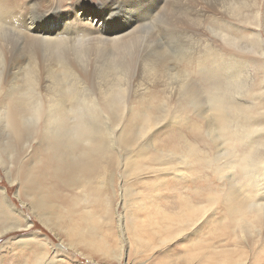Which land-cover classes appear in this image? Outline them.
<instances>
[{
	"label": "rangeland",
	"instance_id": "rangeland-1",
	"mask_svg": "<svg viewBox=\"0 0 264 264\" xmlns=\"http://www.w3.org/2000/svg\"><path fill=\"white\" fill-rule=\"evenodd\" d=\"M80 1L83 19L59 15V32L124 26L121 4ZM152 15L119 57L93 43L77 81L0 27L1 52L46 67L39 95L24 78L0 88V264H212L209 249L264 264V0H169ZM84 156L99 165L86 185L57 175Z\"/></svg>",
	"mask_w": 264,
	"mask_h": 264
},
{
	"label": "bare ground",
	"instance_id": "bare-ground-1",
	"mask_svg": "<svg viewBox=\"0 0 264 264\" xmlns=\"http://www.w3.org/2000/svg\"><path fill=\"white\" fill-rule=\"evenodd\" d=\"M58 1L59 0H25L24 4L23 3L19 4L17 0H0V27L4 31L8 29L18 34L21 38L24 39V42L28 43L29 45L44 46L46 50L51 51L53 57H51L52 59L50 60V63L47 66L61 67L64 70L63 77L73 79L74 81L78 80V76L75 74V72H78L77 67L79 68L80 71H83V67H84L83 62H86L85 60L89 58V47L92 46L93 43H95L98 47L114 48L117 51L116 56L120 55L127 48L128 42L134 45L135 37H136V41L137 39H139L137 36L133 37L134 34H132V32L135 31V29H139L138 23L144 19L146 20L153 19L154 18V16L152 15L153 11L161 5H163L164 7L165 4L169 2V0H163V1L156 0L154 2V6L153 7L150 6L151 8L150 10V8L145 9V5L142 3L134 4V0H98L99 4H101L102 2L105 3L112 2L114 4L115 3L121 4L122 6L126 7L124 9V12H122L123 18L124 19L126 18V20H122L124 26L120 27L117 30H113L110 33H107L110 34L109 37L106 36L104 37V35L107 34L102 31V23L101 24L95 23L97 27L96 30L94 31L90 29L88 31L84 27L79 28L73 22L63 23L60 27H63L64 25L69 26L66 32L76 29L83 33V35H80L81 36L80 38L79 37L73 38L71 36H62V34H67V33L59 32L60 31L59 27L56 26L55 24L58 23L57 18L59 15L70 14L72 18L74 17L76 19L82 20L83 19L82 16L85 13L84 11H86L87 8L85 9L84 7H81V3H85V2L80 0H77L75 2L70 1L68 5L69 10L64 11V13H60L58 10L59 9V6L57 4ZM22 6L24 7L23 9ZM21 11L23 12L21 13ZM93 11L96 12L102 19L105 16L104 10H102L103 12L100 9H94ZM76 12L78 13L77 15L74 14ZM42 15H45L46 17L47 15H50V18L48 20L44 19V21L40 22L39 24L37 18L38 16H42ZM70 20L71 19H69L68 21ZM47 21L49 23H52L53 25L50 24L48 26L49 23ZM67 46L73 48V53L71 55L73 57H76L75 58L76 61L77 60L79 61L76 62L77 66L75 64H71V63L69 64L67 61L64 62L63 60L64 58L62 56L64 55L65 48ZM77 46L82 47V49L80 50L76 49L75 47ZM3 50L4 52L0 51V88H2V86H7L8 89L10 88L12 89L10 83H13L18 78H24L25 81H29V83L25 82L27 84L25 86L27 87V93L30 91L29 95L26 93L27 97H32L30 96V94L39 95V91L42 90V77L45 74L44 69L46 68L39 61V57L43 55H38V53H34L32 51L33 54H29L24 58H20V55L17 50L8 49V48H3ZM25 59L27 60L26 65H24ZM120 67L125 70L128 69L130 65L129 63H123L120 64ZM121 68L118 69L123 71V69ZM122 73H123V78H125V71H123ZM24 93L25 92H23V94ZM116 93L118 95L119 94L121 95L124 93V91L119 89L116 91ZM121 99L123 100V98ZM33 100L35 101V97ZM219 106L220 108L223 109L221 105ZM118 110H121L123 114L124 112L123 108H119ZM30 112H32V114L37 117L40 114V108L38 107V104L32 105L30 107ZM4 116L7 119V121L10 122L12 128L16 129L17 126L15 121L16 120L15 112L5 111ZM218 117L221 118L222 116L220 115ZM94 152L99 154L97 151ZM80 161L81 162L77 166L76 164L71 163L73 166L72 169L70 167L68 170L63 171L62 169L59 168L57 170L55 169V171H57V175L59 177H65V178L68 177L71 178L73 175H75V173H78L80 176H83L82 179L85 180L84 184L86 185V179L94 175V172L97 171L99 165L96 162V160L92 158H88L86 156H84ZM27 186L29 188L30 184H27ZM2 197L4 198L5 203H7V206L9 208H12L10 203L6 199L7 198L6 193H3ZM42 207L44 206L42 205ZM38 208H41V206ZM192 209L197 210V208H192ZM194 213L195 211H190L189 214H187V216L191 217L194 215ZM242 220L243 218L235 222L240 223V221ZM209 250H210L209 260L211 261L212 264H230L232 262V256H231L232 254L229 253L230 252L229 250L216 251L215 253L213 252V249L212 250L209 249ZM206 258L207 257L205 256L204 259ZM211 258H213L214 260H212Z\"/></svg>",
	"mask_w": 264,
	"mask_h": 264
}]
</instances>
